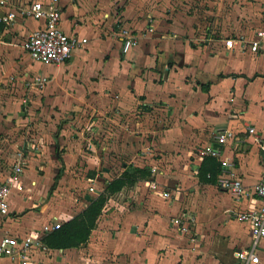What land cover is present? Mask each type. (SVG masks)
I'll return each instance as SVG.
<instances>
[{
    "label": "crops",
    "instance_id": "1",
    "mask_svg": "<svg viewBox=\"0 0 264 264\" xmlns=\"http://www.w3.org/2000/svg\"><path fill=\"white\" fill-rule=\"evenodd\" d=\"M51 1L0 6L1 16L17 13L0 21V182L12 185L0 237L36 238L29 264H239L254 240L237 213L259 204L254 189L264 172V142L249 132L264 130V21L256 2L57 0L62 28L87 41L68 61L48 64L25 48L44 20L21 10ZM129 34L138 44L124 51ZM37 77L46 78L44 87L35 86ZM22 100L32 105L21 110ZM26 125L33 132L20 188L12 176ZM225 129L231 135L220 143L214 133ZM208 145L220 149L218 179L242 181L240 196L199 179V149ZM116 156L130 157L123 169L148 165L150 177L109 197L87 242L47 248L42 237L55 222L80 213L115 177ZM69 179L79 181V197L61 196ZM182 216L187 230L174 222ZM256 253L264 264V238Z\"/></svg>",
    "mask_w": 264,
    "mask_h": 264
},
{
    "label": "built area",
    "instance_id": "2",
    "mask_svg": "<svg viewBox=\"0 0 264 264\" xmlns=\"http://www.w3.org/2000/svg\"><path fill=\"white\" fill-rule=\"evenodd\" d=\"M10 0H0V6L6 5ZM23 16L43 19V25L34 30L25 42V48L30 56L37 61L48 64H60L68 61L73 56L75 48L81 46L87 41L86 38H76L68 34L61 26L62 10L57 4V0H52L50 4L44 5L42 2H33L24 6L21 10ZM17 18L15 11L7 12L4 16L0 15V21L6 23L13 22ZM259 36H264V31L259 32ZM138 44V40L131 34L126 35L123 41V50L128 51L132 46ZM259 48V41L251 42V49L256 51ZM45 77H37L33 82L38 88L44 86ZM249 132L259 135L260 141L264 142V130H257L254 126L249 127ZM231 135L228 130L215 132V138L224 143ZM199 154L202 156L211 155L219 156L220 149L208 145L199 149ZM262 164L264 166V147L262 153ZM24 159L21 156L18 158L14 166L13 180L17 182V186L21 188L19 182V174L24 170ZM155 170V168H153ZM221 186L230 190L236 197L244 192L242 181L234 176L224 175L218 179ZM153 188H157L155 181L151 182ZM12 191L10 182H0V215L5 216L10 212L9 196ZM254 193L259 199V204L248 210L237 213V218L244 222H249L254 243L248 248L239 252V264H258L256 247L258 241L264 238V172L260 181L256 184ZM166 196L170 195V191L165 190ZM183 216L176 217L174 222L181 225L183 230H187V226L183 225ZM191 219V217H190ZM62 222L57 221L54 228H59ZM38 243L33 236H12L4 235L0 237V259L10 258L17 261L19 264H29L33 245Z\"/></svg>",
    "mask_w": 264,
    "mask_h": 264
},
{
    "label": "trees",
    "instance_id": "3",
    "mask_svg": "<svg viewBox=\"0 0 264 264\" xmlns=\"http://www.w3.org/2000/svg\"><path fill=\"white\" fill-rule=\"evenodd\" d=\"M220 172L221 164L217 158L206 155L199 168L198 176L200 180L217 183ZM150 174L148 165L127 164L123 173L105 182L102 190L90 200L86 208L73 218L64 221L59 228L48 231L42 237L43 244L47 248L61 249L78 247L87 242L109 197L139 178L150 177Z\"/></svg>",
    "mask_w": 264,
    "mask_h": 264
},
{
    "label": "rangeland",
    "instance_id": "4",
    "mask_svg": "<svg viewBox=\"0 0 264 264\" xmlns=\"http://www.w3.org/2000/svg\"><path fill=\"white\" fill-rule=\"evenodd\" d=\"M254 2H256V4L258 5V10H259V17L261 18V20H262V22L264 21V0H253ZM195 6V5H194ZM35 62V61H34ZM42 87H44V86H42ZM42 87H40V88H42ZM21 110L23 109L24 110V108L26 109V108H28V105H32V102H30V101H25V102H23V100L21 101ZM41 110H42V107L40 106L39 107V105L38 106H36V105H34L33 106V111L34 112H41ZM27 128H28V126L26 125L25 127H24V129H21V131H23L22 133H24V138L22 139V141H21V151H20V154H22V155H24L25 156V154L26 153H28L29 152V150L26 148V146H27V142L28 141H31L32 139H31V132H33V129L31 128V130H30V133H28V131L27 132H25V130H27ZM35 131V130H34ZM90 132H91V130H89V133H86L85 135L87 136V134L89 135L90 134ZM23 135V134H22ZM90 136V135H89ZM94 140V139H93ZM85 142V141H84ZM89 142V141H88ZM90 142H92V140H90ZM117 158H116V160L115 161H113V162H110V166H111V168H114V175L116 176V175H120L121 173H123L124 172V170L125 169H123V162H124V160H129V158L130 157H118V156H116ZM15 166V165H14ZM77 177V176H76ZM45 180V182L48 180L47 179V177L44 179ZM70 181H65L64 183H63V187H62V189L63 190H61V196H63L65 193H70V194H75L76 196H78L79 197V181L76 179V180H72V179H69ZM57 184H58V182H57ZM56 184V185H57ZM103 186V184L100 186V187H102ZM103 188V187H102ZM101 188V189H102ZM64 191H65V193H64ZM83 191H85V189L83 190Z\"/></svg>",
    "mask_w": 264,
    "mask_h": 264
},
{
    "label": "water",
    "instance_id": "5",
    "mask_svg": "<svg viewBox=\"0 0 264 264\" xmlns=\"http://www.w3.org/2000/svg\"><path fill=\"white\" fill-rule=\"evenodd\" d=\"M89 197V196H88ZM90 198V197H89Z\"/></svg>",
    "mask_w": 264,
    "mask_h": 264
}]
</instances>
